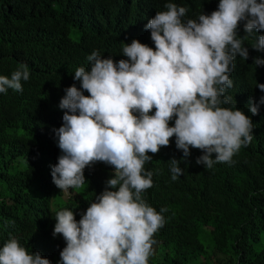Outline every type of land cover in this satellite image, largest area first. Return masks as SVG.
Instances as JSON below:
<instances>
[{
  "label": "trees",
  "instance_id": "1",
  "mask_svg": "<svg viewBox=\"0 0 264 264\" xmlns=\"http://www.w3.org/2000/svg\"><path fill=\"white\" fill-rule=\"evenodd\" d=\"M167 2L187 8V20L210 15L219 0H0V75L10 78L21 63L30 73L21 81L22 93H0V247L11 234L29 254L60 262L66 243L53 236L56 213L67 208L79 221L114 173L97 162L85 168L81 187L63 191L53 184L51 167L62 155L54 131L63 123L60 100L68 87L80 88L75 71L89 69L94 50L118 62L127 59L123 47L133 39L154 48L146 25ZM253 39L244 41L249 58H235L233 86L224 93L232 99L221 105L241 110L254 125L252 142L233 163L205 168L196 163L203 155L198 149H190L185 160L174 137L158 154L148 153L152 161L144 167L153 172L154 186L144 198L157 212L167 209L149 264H201L213 253L227 257L228 264H264V246L255 249L264 238V92L257 87L264 84V66L253 63L264 59V51L251 48ZM250 99L259 105L257 115L249 111ZM173 158L183 160L184 174L176 181ZM205 232L209 252L200 240Z\"/></svg>",
  "mask_w": 264,
  "mask_h": 264
},
{
  "label": "clouds",
  "instance_id": "2",
  "mask_svg": "<svg viewBox=\"0 0 264 264\" xmlns=\"http://www.w3.org/2000/svg\"><path fill=\"white\" fill-rule=\"evenodd\" d=\"M164 7L146 25L154 48L133 39L123 47L127 59L118 62L94 50L87 57L89 69L75 71L80 88L68 87L60 100L63 123L54 131L62 155L51 167L53 184L63 191L79 188L85 168L97 162L114 173L79 221L67 208L56 213L53 236L66 243L59 264H149L157 243L153 236L164 226L167 209L157 212L144 198L154 186L153 172L144 167L152 161L148 153L158 154L174 137L185 160L190 149H198L203 155L196 163L211 169L233 163L254 138L251 118L221 105L232 99L224 93L233 86L235 58H249L244 41L253 37L251 48L264 51V0H219L210 15L187 20V8L174 2ZM253 63L264 66V59ZM29 75L23 63L10 78L0 75V93H22L21 81ZM257 87L264 92V84ZM248 108L258 114L251 99ZM169 162L176 181L184 174L183 160ZM0 264L51 262L39 252L29 254L9 234L0 247Z\"/></svg>",
  "mask_w": 264,
  "mask_h": 264
},
{
  "label": "rangeland",
  "instance_id": "3",
  "mask_svg": "<svg viewBox=\"0 0 264 264\" xmlns=\"http://www.w3.org/2000/svg\"><path fill=\"white\" fill-rule=\"evenodd\" d=\"M74 39H77L78 36L73 37ZM200 240L202 242V244L204 245V248L206 251H210L211 247L210 245V236L208 235L207 232L201 234L200 236ZM264 246V238H261V242L255 247L256 250H258L260 247ZM212 251V250H211ZM227 257H223V256H219L216 253L211 254V257L204 261L201 264H228V262L226 261ZM51 264H59L58 260H50Z\"/></svg>",
  "mask_w": 264,
  "mask_h": 264
}]
</instances>
